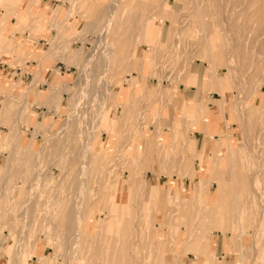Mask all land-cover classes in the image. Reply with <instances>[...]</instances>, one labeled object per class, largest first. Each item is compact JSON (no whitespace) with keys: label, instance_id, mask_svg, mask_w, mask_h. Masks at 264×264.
Masks as SVG:
<instances>
[{"label":"rangeland","instance_id":"obj_1","mask_svg":"<svg viewBox=\"0 0 264 264\" xmlns=\"http://www.w3.org/2000/svg\"><path fill=\"white\" fill-rule=\"evenodd\" d=\"M109 10L120 21L98 40ZM202 21L207 34L198 33ZM206 35L236 103L224 117L227 105L206 77ZM10 40L23 45L8 53ZM38 41L40 51L24 52ZM142 55L145 72L139 71ZM28 58L38 63L30 86L0 83V264H18V258L19 264H177L194 239L181 264H264V0H0V61L24 71ZM39 68L58 78L33 90ZM52 86L58 90L53 106L40 104ZM198 94L200 100L192 99ZM100 103L112 106L106 111L115 117L111 123L96 119ZM32 114L44 126L33 125ZM69 117L76 119L67 125ZM18 129L20 138H12ZM154 132L172 149L157 159L159 170L143 173V162H156L148 147ZM205 141L213 147L206 158ZM28 152L40 158L42 183L27 173ZM132 169L142 172L148 190L135 184L132 191ZM236 192L243 205L241 239L233 221ZM219 202L224 207L215 218ZM225 205L232 221L227 229ZM76 209L87 213L84 232L70 223ZM79 214L74 221L82 220ZM76 230L79 240L72 237ZM199 232L209 234L207 251Z\"/></svg>","mask_w":264,"mask_h":264},{"label":"bare ground","instance_id":"obj_2","mask_svg":"<svg viewBox=\"0 0 264 264\" xmlns=\"http://www.w3.org/2000/svg\"><path fill=\"white\" fill-rule=\"evenodd\" d=\"M114 2V1H113ZM143 2V1H142ZM112 3L110 4V6L111 7H109V8H112ZM115 5V4H114ZM19 8V7H18ZM127 8H128V6H127ZM131 10V9H130ZM110 11V10H109ZM108 11V13H106L105 14V17H106V22H105V24H104V27L102 28V33H100L99 35H100V37H99V39L98 40H100L101 39V37H103L104 35H110V34H112V31L115 29V24H117V23H119V21H120V19H118L117 18V16H118V12H116L115 10L114 11H110L109 12ZM203 13V12H202ZM121 14V13H120ZM99 16H103V15H101V13L99 14ZM132 16V15H131ZM130 16V17H131ZM100 17V18H101ZM138 17V16H137ZM187 17V16H186ZM120 18H121V15H120ZM132 19V18H131ZM131 19H126V22H128V21H131ZM134 19V18H133ZM132 19V20H133ZM135 20V19H134ZM198 21H200V20H198ZM130 23V22H129ZM125 24V23H124ZM115 25V26H114ZM129 25V24H128ZM131 25H132V21H131ZM206 27H205V22H203L202 21V25H201V28H199V30H198V33L200 34L201 32H206ZM100 31V32H101ZM203 34V36L205 35V33H202ZM206 34H207V32H206ZM124 35V34H123ZM197 35V34H196ZM140 36V35H139ZM143 36V35H142ZM198 36V35H197ZM15 37V36H14ZM136 37H137V35H136ZM125 38V37H124ZM205 38H206V41H205V44H206V47H207V54L209 55V56H211L210 57V62L208 63V61H207V65H210L209 67H210V70H211V73L209 74V75H207L206 77H207V79H208V81H210L211 82V84H212V86L214 87V88H216V90H217V94H220V95H222V97H223V100H222V104L223 105H227V107L225 106H222L223 107V111H224V114H223V117H224V115H226L227 114V109H228V107L229 106H234V105H236V103H235V100H234V96L233 95H230L229 93H228V91L225 89V86H224V80H223V77L221 76V75H219L218 74V63H217V59H216V57H215V55L216 54H214L215 53V51L213 52V49L211 48V39H210V37L208 36V35H206L205 36ZM97 39V38H96ZM136 39V38H135ZM141 40V39H140ZM11 41V40H10ZM139 41V40H138ZM53 44V43H52ZM104 44V43H103ZM140 42L139 43H137L136 42V44H134V52H136L137 51V49H138V47L140 46ZM23 45V44H22ZM21 45V46H22ZM99 45V44H98ZM102 45V44H101ZM125 45V44H124ZM215 45V44H214ZM11 46H12V48L11 49H9V50H7V52L9 53H11V52H13V51H15V52H17V50H19V48H21V46H18V45H14L13 43H12V41H11ZM96 47H98V46H96ZM103 47V46H102ZM213 47V46H212ZM101 48V47H100ZM109 48V47H108ZM53 48L52 47H49V49L48 50H46V51H44L43 53H42V55L40 56V59H39V62H40V64H44V61L46 60V58L48 57V55H49V53H50V51L52 50ZM97 51V50H96ZM109 51V50H108ZM94 53H95V51H94ZM97 53V52H96ZM98 54V53H97ZM107 55H108V52L106 53ZM144 54V53H143ZM219 54L221 55V53L219 52ZM95 56H96V54H94ZM110 55V54H109ZM219 55V56H220ZM138 56V55H137ZM108 57V56H107ZM110 57H111V55H110ZM140 57V60H139V71L140 72H145V67H144V59L142 58L143 57V55L142 56H139ZM218 57V56H217ZM95 58V57H94ZM110 59V58H109ZM221 59H223V55H222V58ZM104 60V59H103ZM102 61V60H101ZM100 61V62H101ZM106 61H108V59L106 60ZM111 63H112V61L113 60H109ZM90 62V61H89ZM92 62V61H91ZM114 62V61H113ZM225 63V61L223 62V63H221V64H224ZM102 64V63H101ZM110 65V64H109ZM108 65V66H109ZM219 65H220V63H219ZM40 67V66H39ZM45 70V69H44ZM104 84V83H103ZM108 84V83H107ZM105 85V87L107 86L106 84H104ZM104 86H103V89L105 88ZM99 89H101V88H99ZM107 89H108V93L106 94V93H104V94H106V96L104 97V98H107V99H109V97L111 96V93H112V90L110 89V88H108L107 87ZM107 89H105L106 91H107ZM31 87H29V88H27L22 94L23 95H25L26 97H31ZM105 92V91H104ZM57 93H58V90L56 89V87H51L50 88V90H49V93L47 94V96L46 97H44V98H42L41 100H40V104H43V105H52L53 106V102H54V99L56 98V95H57ZM102 94H103V91L101 92ZM85 94V93H84ZM104 94L100 97L101 99H102V97L104 96ZM86 95V94H85ZM98 98V97H97ZM192 99H199V94H198V96H197V98H193L192 97ZM200 100V99H199ZM221 100V99H220ZM102 101V103L104 104V102H103V99L102 100H100L99 102H101ZM106 102H107V100H106ZM184 102H185V100L183 101V103L181 104V107L184 105ZM207 103V102H206ZM101 104V103H100ZM229 105V106H228ZM23 107V106H22ZM112 107V106H111ZM111 107H109L108 105H104L103 107H102V104H101V108H100V111H99V115H98V118H97V115H96V119H98V121H99V123L100 124H104V122L105 121H108V122H112V121H114L115 120V117H108L107 115H106V111H107V109H111L112 110V108ZM127 108V107H126ZM19 110V109H18ZM17 110V111H18ZM94 110V109H93ZM180 110V114H183L184 112H182V110L181 109H179ZM20 111V110H19ZM133 109H132V106L131 107H129L128 108V110H127V114H128V117H129V119H130V114H132L133 113ZM95 113V112H94ZM134 113H136V112H134ZM213 113V112H212ZM206 114H208V111L206 110L205 111V113H204V115H206ZM130 115V116H129ZM179 117V116H178ZM32 123H33V125H36V126H44V123L43 122H41L40 120H38V119H35V117H34V114H32V115H29V117H27ZM74 119H76V118H73L72 119V117H69L68 119H67V125H70V124H73L74 123ZM133 119V118H132ZM167 120H169V118L167 119ZM98 121H97V123H98ZM110 122V123H111ZM116 122V121H115ZM114 122V123H115ZM66 124V123H65ZM101 126V125H100ZM18 128V127H17ZM95 131V130H94ZM77 133V132H76ZM58 134V133H57ZM17 135V137H19L20 138V135H21V131L18 129V130H16V131H14V132H12V138L13 137H15ZM242 135V134H241ZM91 136V135H90ZM133 136V135H132ZM92 138V137H91ZM90 138V139H91ZM2 140V139H1ZM1 140H0V143H1ZM54 140V139H53ZM80 140V139H79ZM51 141V140H50ZM59 141V140H58ZM20 142V141H19ZM22 142V141H21ZM56 142V141H55ZM61 141H59V142H57V143H60ZM123 142V141H122ZM92 143V142H91ZM190 143H191V141H190ZM130 144V143H129ZM61 145V144H60ZM142 145V144H141ZM166 144H165V141H164V139H163V136H162V134L160 133V132H154L153 134H151L150 135V138H149V141H148V147L149 148H153L154 149V151H153V155L151 156L153 159H155V163H153V164H146V165H144L145 164V162H143L142 163V167L141 168H148V171H151V172H156V169H158L157 167H159V163L157 162L159 159H160V157H161V155H163V151H165V152H170L171 151V149H172V146H165ZM77 146V145H76ZM125 146H127V145H125ZM57 147V146H56ZM64 147V146H63ZM67 148V147H66ZM74 148V147H73ZM90 148V147H89ZM74 149H76V148H74ZM78 149V148H77ZM88 150V149H87ZM170 150V151H169ZM27 151V150H26ZM86 151V150H85ZM105 151L106 150H104V153H105ZM126 151V150H125ZM124 151V152H125ZM231 151H232V149H231ZM104 153H102L101 155L102 156H104ZM162 153V154H161ZM25 154H27V153H25ZM137 154V153H136ZM29 155H30V153L28 152V154L25 156V162H26V165L29 163L31 166L28 168L27 167V173H30V174H33L34 175V180H36V181H39L40 183H42V181L40 180V177L42 176V173H43V169H42V166H41V162L39 163V160H40V158H37L38 159V162H36L37 161V159L35 160L34 158H32V157H29ZM86 155H88V152L86 153ZM89 155H90V153H89ZM157 155V156H156ZM37 156V155H36ZM151 157H145V159L147 160L148 158L150 159ZM85 158V157H84ZM83 158V159H84ZM129 158V157H128ZM137 158V157H136ZM234 158H235V156L234 155H231L230 156V163H229V165H230V167H234L235 166V163H234ZM158 159V160H157ZM119 160V159H118ZM118 160H116L117 162H118ZM112 163V162H111ZM120 163H123L122 161H120ZM119 163V164H120ZM84 164V163H83ZM115 164V163H114ZM37 165V166H36ZM107 165H109V164H107ZM35 166V167H34ZM61 167V169H64L62 166H60ZM85 167H88V165L87 164H85ZM104 167V166H103ZM106 167V166H105ZM138 167V166H137ZM6 168H7V166H6ZM81 168H82V165H81ZM107 168V167H106ZM129 168V166L127 167V169ZM160 168V167H159ZM9 169H10V167H9ZM6 170V169H5ZM84 170H85V168H84ZM83 170V171H84ZM87 170H88V168H87ZM87 170H85V171H87ZM130 170V169H129ZM134 169H132L131 171H130V174H129V176H130V178H131V181H132V184H131V189H132V191H134V188H135V184H137V188H138V184H139V189L140 188H144L145 190L147 189L148 190V186L146 187V178H144V176H142V172H140V170L139 171H137L136 172V174H133V171ZM159 170V169H158ZM146 169H145V172H143V173H146V172H148ZM86 173H88V171L86 172ZM81 174H82V172H81ZM86 175V174H85ZM85 175H83V180H81L82 182H84V183H82L81 182V185L82 184H84L85 185V180H84V178L86 177ZM88 175V174H87ZM80 177H82V175H80ZM233 181H235V178H234V180ZM87 183V182H86ZM87 185V184H86ZM83 186V185H82ZM82 186H81V189H84V187H86V186H83V188H82ZM156 186V185H155ZM154 186V188L155 189H157V190H155V196H157L158 197V188H157V186L155 187ZM3 187V186H2ZM38 190V189H37ZM79 191H80V189H79ZM82 191V190H81ZM84 191V190H83ZM141 191V190H140ZM39 192V191H38ZM136 193H138V190H136ZM220 193V192H219ZM78 194V193H77ZM82 193H80V195H79V198H83L84 196L82 195ZM224 195V194H223ZM137 196H138V194H137ZM227 196V195H226ZM124 197H126L125 196V193H124ZM85 198V197H84ZM123 199V198H122ZM217 199L218 200H220L221 201V199H223V196H221V195H218L217 196ZM234 199L236 200V202L234 203V210H235V215H236V218H235V220H233L234 222H237V224H239V226H240V228H239V231L238 232H240L241 234H240V239L243 237V234H242V217H241V215H240V211H241V209H242V207H243V205H242V203L240 202V200H239V194L236 192L235 194H234ZM149 197H147L145 200H144V202H145V204H146V208H148L149 206L147 205V203L149 202ZM217 200V201H218ZM41 201V200H40ZM82 203V202H81ZM218 205L217 206H215V210H214V214H215V218L217 217V214H218V210L220 209V208H222V207H224V204L222 203V202H219V203H217ZM38 205H40V202H39V204ZM122 206H123V204H122ZM125 207H126V205H124ZM226 206V205H225ZM151 207V206H150ZM144 208V207H143ZM227 208H228V206H226V209H225V216H223L222 218H221V221L222 222H224V224H222L223 225V228L224 229H227L228 228V226L232 223V221H231V219H230V217H229V213H228V210H227ZM122 213H121V217H123V216H125L124 214H125V209H124V207H122ZM77 210V209H76ZM160 211V210H159ZM264 211V210H263ZM77 212L78 213H71L70 214V218H71V220H70V223H71V225L72 226H74V224H76V223H79V228L81 227V231L80 232H82V226H83V232H84V228L86 229V226H87V218H85L86 217V212L84 213V211H83V213L81 214H79V211L77 210ZM149 212H150V209H149ZM212 213V211L210 212V213H206V215H207V217H209V215ZM262 213V212H261ZM76 214H79V215H82V220L80 219L79 221H77V218H76V221H74L75 220V215ZM149 214H151V215H154L153 213H152V211L149 213ZM128 215V214H127ZM155 216V215H154ZM74 217V218H73ZM84 217V218H83ZM250 219H252L253 221H254V218H250ZM249 218L247 219V220H250ZM258 219V218H257ZM70 225V224H69ZM78 225V224H77ZM116 228V227H115ZM6 229V228H5ZM72 228H71V226H70V228H69V230H71ZM94 229H96V226L94 227ZM74 230V229H73ZM197 231V230H196ZM103 233L104 232H102V238L103 239H105L106 237L105 236H108V235H105L104 234V236H103ZM229 233H231V232H229ZM198 235H201V237L203 236V238H205L204 240H202V242H203V244H202V246H201V249H203V250H205V251H207V249L209 248V246H210V243H209V234H207V235H202L201 234V232H199V234ZM113 236V235H112ZM73 238H76V239H80V235H79V230H76V236H72ZM84 237V236H83ZM71 238V237H70ZM86 238V237H85ZM102 238H100L101 240H102ZM165 238H166V236H165ZM78 239V240H79ZM107 239V238H106ZM112 239V238H111ZM168 239V238H167ZM167 239H165V240H167ZM24 240H25V237L23 238V241H22V243H21V248L23 249L24 248ZM104 241V243H105V240H103ZM102 241V242H103ZM111 242V241H110ZM158 242V241H157ZM156 242V243H157ZM168 242H169V240H168ZM191 243H189V247L187 246V248L186 249H184V251L182 252V254L181 253H179V254H181V255H179L177 258H176V256H175V258L177 259V260H175V261H177L179 264H181L182 263V259H183V254L186 252V251H188V250H191L192 251V248L194 247V243H195V239L193 240V241H190ZM77 243H79V242H77ZM150 243H152V242H150ZM130 244V243H129ZM143 244V243H142ZM155 244V243H154ZM101 245H106V243L105 244H101ZM108 245V244H107ZM144 245V244H143ZM147 245V244H146ZM156 245V244H155ZM79 246V245H78ZM142 246V245H141ZM151 246H153L152 244L149 246L150 248H151ZM109 247H110V245H109ZM138 247H140V242H136L135 243V248H138ZM242 247H243V249H244V244H243V241H242ZM22 249H21V251H22ZM103 250H105L104 248H102ZM144 249V248H143ZM147 249V247L145 248V250ZM152 249V248H151ZM150 249V250H151ZM177 249V248H176ZM182 249V248H181ZM101 250V249H100ZM153 250V249H152ZM170 250H174L175 251V249H169V251ZM259 250V249H258ZM20 251V252H21ZM102 251V250H101ZM177 251V250H176ZM175 251V252H176ZM153 253H154V251H153ZM242 253H243V251H242ZM257 253V252H256ZM176 254V253H175ZM177 255H178V253H177ZM256 257V256H255ZM169 258V257H168ZM67 262H68V260H67ZM7 263V262H6ZM177 263V264H178ZM245 263H246V260H245ZM18 264H19V258H18ZM69 264V263H68Z\"/></svg>","mask_w":264,"mask_h":264},{"label":"crops","instance_id":"obj_3","mask_svg":"<svg viewBox=\"0 0 264 264\" xmlns=\"http://www.w3.org/2000/svg\"><path fill=\"white\" fill-rule=\"evenodd\" d=\"M46 6H49V4H46ZM24 47V46H23ZM23 49V48H22ZM25 49V51H24ZM23 51L26 53H30L33 50L37 49L38 51L41 50V45L40 42H31L28 43L25 47H24ZM11 60V59H10ZM57 61V60H55ZM25 63V67L26 69H24L23 71V67L20 65H10L9 62H1L0 61V83H5L7 85H13L16 83H21L23 85H26V83H28L27 85L30 86V84L33 82L34 78H35V73L32 72L31 70L35 67H38V63L36 61V59L33 58H28V60H24L23 61ZM55 64V63H54ZM30 65H32L33 67H30ZM37 65V66H35ZM24 67V68H25ZM51 70V69H50ZM50 70L48 72L42 71V69H38V71L36 72L39 76V79L33 84L32 89L35 90L38 86H43L46 80L48 79H52L51 83H53L55 80H57L58 78V74L54 77H51V73ZM211 104V102H210ZM195 141H193L194 144ZM203 141H201L200 143V147L197 146V149L200 150L202 147ZM206 147L204 150V158L205 154H206V150L209 148L210 152L208 153V156L211 153V146L209 141H205ZM195 145V144H194ZM209 146V147H208Z\"/></svg>","mask_w":264,"mask_h":264}]
</instances>
